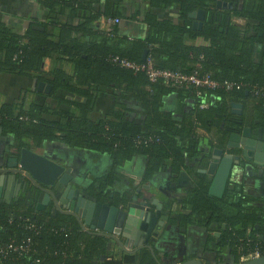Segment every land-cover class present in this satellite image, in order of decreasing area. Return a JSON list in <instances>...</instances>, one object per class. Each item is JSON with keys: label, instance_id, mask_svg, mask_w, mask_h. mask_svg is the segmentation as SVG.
Here are the masks:
<instances>
[{"label": "trees", "instance_id": "trees-1", "mask_svg": "<svg viewBox=\"0 0 264 264\" xmlns=\"http://www.w3.org/2000/svg\"><path fill=\"white\" fill-rule=\"evenodd\" d=\"M37 1L45 8L43 21L21 31L0 21V73L47 81L52 90L43 96L51 97L54 102H32L25 107L22 97L15 103H0V132L12 134L19 147L62 141L71 147L111 156L114 166L110 173L89 185L100 201L113 198L111 187L116 180L117 164L122 162L144 157V179L151 180L166 170L173 176L191 162L210 158L217 145L211 137H198L196 129L201 127L207 133L214 127L221 129L220 145L223 146L229 134L225 123L232 122L229 102L234 99L253 97L254 118L258 120L257 126L264 130V94L254 97L251 92L255 86L264 88V61H252L253 49L244 40L251 39L255 43L263 39L257 40L255 34L252 37L241 35L250 30L239 25L227 27L221 22L216 26L217 0H146L145 7L151 10L144 15L138 7L134 11L130 9L132 13L125 12L133 0ZM244 1L243 10H237L235 15L245 19L252 16L263 23L264 0H256L259 3L254 6L248 5L251 0ZM174 7L178 9L175 18L153 11ZM199 9L207 13L201 31L192 28L193 19L189 17ZM67 12L77 18V24L60 22ZM138 16L146 24L144 38L119 36L117 26L121 22L110 34L95 29L102 17L122 20ZM222 17L228 20L229 13ZM34 26L44 30L34 29ZM198 39L200 43H196ZM146 49L147 58H151L157 68L190 73L199 67L202 74L208 72L222 83L231 81L243 86L232 90L225 87L204 90L197 96L194 89L152 83L145 73H135L110 59L119 55L143 62ZM47 58L53 60V67L44 75L43 64ZM145 86L150 90H145ZM109 87L123 89L118 95L126 101L138 96L137 101L146 109V120L136 122L120 112L96 119L94 112L99 93ZM173 90L178 91L179 101L193 107L190 119L181 125L176 123L172 113L163 112L158 103L162 93ZM68 96L75 99L70 100ZM202 103H208V108L201 109ZM210 186L207 174L198 172L197 182L178 204L181 210L176 211L177 216L171 223L180 227L199 225L208 230H214L215 226L221 236L213 249L208 248L217 252L212 258L215 264H239L243 257L256 252L264 255V208L252 203L243 182H229L219 197L210 194ZM9 217L15 219L12 224ZM20 217L36 221L42 227L40 235L35 237L28 255L18 257L13 253L7 259H0V264H158L149 249L136 254H114L107 238L84 231L73 216L54 215L52 210L37 211L35 202L25 207L0 202V242L18 241L29 234L19 226ZM160 251L155 249L162 264H167L166 259L159 257ZM223 252L230 254V260Z\"/></svg>", "mask_w": 264, "mask_h": 264}, {"label": "crops", "instance_id": "crops-1", "mask_svg": "<svg viewBox=\"0 0 264 264\" xmlns=\"http://www.w3.org/2000/svg\"><path fill=\"white\" fill-rule=\"evenodd\" d=\"M132 2L131 7L127 5L125 8L127 14L132 13L130 9L134 11L135 7L142 9L143 15L151 10L145 7L147 5L146 0H137L136 2L133 0ZM44 9L37 0H0V21L21 31L31 24L43 21L46 17ZM153 11H156L160 16L175 18L178 9L174 7V10H161L159 12L154 9ZM138 17L122 19L121 23L117 26L119 28V36L144 38L147 32L146 24L141 21L142 17ZM60 22L78 23L77 18L72 14L69 16L68 12L61 16ZM98 24H100V21L97 22L95 29L99 28ZM82 39L85 40L84 38ZM189 42L191 44L195 43L194 41ZM200 42L201 40L199 39L196 41V43ZM52 63L53 60L51 58L45 60L43 64L44 75H47L52 70ZM38 84L37 77L0 73V103H15L21 100L22 97H24L22 100H24L25 107L29 106L27 103H32L33 101L36 103L51 101L52 103L53 99L51 97L46 98L43 96L48 93L38 90ZM144 89L148 91L150 87L145 86ZM121 91L123 89L109 87L105 91L100 92L97 98L94 117L96 119H101L104 116L109 118L120 112L125 113L126 117L128 115V118L136 122L145 121L147 112L137 101L139 97L134 95L130 100L126 101L125 98L118 95V93H123ZM176 92L178 91L173 90L172 93H162L158 103L163 112L172 113L173 119L181 125L184 121L190 119V111L193 107L189 103L186 104L185 102L179 101L180 99ZM68 99L74 100L75 98L68 96ZM229 103L232 113L231 120L234 118H243L245 125H252L255 131H257L258 120L254 118L255 109L253 108L252 101L250 99H234ZM228 124H230L229 121L225 125ZM1 133L2 131L0 132V153L4 151L5 146H8L4 151L5 153L14 152L18 146V140L12 134ZM222 136L221 129L219 130V128L214 127L212 132H206L200 137L204 139L211 137L214 139V143H216V140L218 141ZM30 144L32 150L43 151L47 157L56 160L67 168H71L73 179L80 181L76 185L83 186L82 188L86 192L89 189L88 185L92 184L97 178L109 174L114 166L112 157L105 153L88 148L71 147L62 141H44ZM205 161L207 163H202L199 160L191 162L189 167L181 169L173 176L169 170H166L154 175L151 180L144 179L146 168V160L144 157L138 156L131 162L117 164L116 180L111 187L113 189V198L116 199L114 203L127 208L133 202L138 203L141 200L149 199L148 206L152 207V200L156 198L163 204L165 210L172 212V216L177 215L176 211L181 210L178 204L186 197L187 191L197 182V173L208 167L209 158ZM207 177L212 184L214 175L207 174ZM233 181L243 182L245 193L252 200V203L264 208L263 166L253 165L243 159L241 164H234L231 169L227 184ZM135 196L139 197L136 201L133 199ZM170 206L173 208L171 209ZM165 224L167 226L169 223L166 222ZM88 228L91 230L90 227ZM216 232L215 226L214 230H208L199 225L190 224L186 227H180L171 223L164 234L160 238L155 237L153 241L157 244V248L161 250L159 257L164 260L166 259L165 263L167 264H179L193 257L201 258L206 264H215L216 261L212 258L217 255V252L216 250L209 251L208 248L213 249V245L219 242L220 237L214 235ZM211 236H214V239ZM107 239L108 247L114 254L120 255L124 253L117 242L110 238ZM223 255L230 260L231 257L228 252H223ZM170 257L174 259L168 260L167 258Z\"/></svg>", "mask_w": 264, "mask_h": 264}, {"label": "water", "instance_id": "water-1", "mask_svg": "<svg viewBox=\"0 0 264 264\" xmlns=\"http://www.w3.org/2000/svg\"><path fill=\"white\" fill-rule=\"evenodd\" d=\"M216 7L220 9H233V2L217 0ZM241 7V5H240ZM206 16V10L199 9L189 14L194 20L193 29L201 30ZM34 29L44 30L43 27L34 26ZM148 49L144 51L143 59L146 60ZM40 92L51 93L52 85L44 81L38 84ZM240 125L241 131L229 135L227 142L222 147H213L211 162L208 168L200 172L214 175L210 186V194L222 196L228 182L231 169L234 164H241L242 160L249 161L253 165L264 166V139L254 137L253 128L245 126L242 120L235 122ZM225 146V147H224ZM233 151L238 152L235 154ZM17 154V155H16ZM9 156L6 170L11 173V179L15 181L16 173L25 174L26 177L39 189L41 194L37 198V211H42L53 200L57 211L71 215L77 219L83 230L112 239L117 242L122 250L129 254H135L142 249H149L153 256L162 264L155 252L157 244L151 239L160 237L165 232L166 222L169 216L163 215V204L156 198L152 200V207L148 206V200L133 202L129 207L109 205L90 199L86 196L81 186H73L72 169L30 149L23 148L18 153ZM16 155V156H15ZM5 174L0 179V194ZM58 182L67 186L60 198L56 197L53 190L48 187H58ZM82 191V192H81ZM18 195V194H17ZM60 195V194H59ZM139 197L135 196L136 201ZM91 230H89V228ZM225 227V225L223 226ZM221 236L220 232L214 234ZM179 264H206L201 258L193 257ZM239 264H264V255L255 256Z\"/></svg>", "mask_w": 264, "mask_h": 264}, {"label": "flooded vegetation", "instance_id": "flooded-vegetation-1", "mask_svg": "<svg viewBox=\"0 0 264 264\" xmlns=\"http://www.w3.org/2000/svg\"><path fill=\"white\" fill-rule=\"evenodd\" d=\"M225 1H227V2H233V9H220V8H217L216 7V9H217V12L215 13V20L217 22L216 23V26H220L221 25V22L222 23H226L227 27H229L230 25H239V26H241V27H243L245 29H249L250 30V31H248V33L242 32L241 35H244V36L247 35V36L252 37L255 34L257 40L263 39V41H261V42L255 41V43H253V41L251 39L250 40L244 39V40L247 43V45H249L253 49V54L251 56L252 61H256V62L264 61V26H263L264 25V22L263 23H260L259 22V19H256V18H254L252 16H250L249 18L245 19V18H242V17H239V16H236L235 15V12L237 10H239V11L243 10L244 6L246 5V3H245L244 0H225ZM247 3H248V5L250 4V5H253L254 6L255 3L258 4L259 2H256V0H251V2L249 1ZM240 5H241V7H240ZM220 11L223 12V14H228L229 13V19L228 20H224L223 17H222L223 14H221ZM206 16H207V13H206ZM203 26H204V22H203ZM192 28H193V23H192ZM202 29H203V27H202ZM201 30H199V31H201ZM40 81H41V79L38 78V83ZM44 82L48 83L47 81H44ZM249 99L252 101V104L254 106L253 108L255 109L253 97H251ZM33 102H35V101H33ZM48 102H51V101H48ZM53 102H54V100H53ZM30 103H27V104H30ZM240 120H242L244 122L243 118H234L232 120V122H230L231 125H229V124L227 125V128L226 129H229L228 137L232 133V131L239 132V131L242 130L241 127H240V125H236V123H235V122L240 121ZM245 126H247V125H245ZM249 127L253 128L252 125L249 126ZM253 131H254V137L255 138H258V139H261V140L264 139V130H263L262 127H259L258 126L257 131H255V129L253 128ZM228 137L226 138L227 140H228ZM220 139L221 138L218 139V142L216 140L217 143H215L214 145H217L218 147H222V145H220ZM227 140H225V142H227ZM30 145L31 144H29L28 146H25V147H19V145H18L15 148L14 152H12V153H8V152L5 153L4 151L8 147V146H5L4 147V151L0 153V170H6L8 168L7 167L8 162H9V159L8 158H9L10 155H14V154L18 153L19 150H21L23 148H30V149H32ZM36 152L42 154L43 156H46V154L43 151H36ZM233 152L235 154L238 153L236 151H233ZM211 160H212V158L210 156V158H209V164H210ZM202 163H207V162L206 161H202ZM260 167H262V166H260ZM206 168H208V167H206ZM4 174H5V177H6L7 180L4 181L3 189H2L1 194H0V202H5L6 204L15 205V206L16 205H25V204H28L29 205V204H34V202H35V206L37 207V198L41 194L40 193L41 191L34 186V184L26 177V175L25 174L16 173V178H15L16 180L13 181L14 179L13 180H10L12 174L11 173H8L7 171L0 172V179H1L2 175H4ZM72 182H73V186L75 188H77L78 186H80V185H76V183H79L80 182L79 180L73 179ZM66 187L67 186H65V185L61 184L60 182H58V187H48V188L51 189V190H53L55 192L57 198H60L61 195H62V193L65 192ZM82 187L83 186H81V189L84 190V188H82ZM88 187H89L88 192H86L84 190L83 193H85L86 196L88 198H90V199H97L98 201H100L97 198L96 195H93L92 194L89 185H88ZM106 200H107V202L106 201L105 202L104 201H101V202L107 203L109 205H116V204H114V201H116L115 198L106 199ZM133 204L135 205V203H133ZM117 206H120V205H117ZM172 208L173 207H171V209ZM45 210H52V213L54 215H57L59 213L57 211L58 209L56 208V206L53 203V200H51L50 203L42 211H45ZM162 214L169 216V220H168V223L169 224H171V219L172 218H175L177 216V215L172 216V212L165 210L164 207H163ZM169 224L165 227V230L167 229V227L169 226ZM151 240L153 242V239H151ZM155 246L157 248V245H155ZM124 253L125 254H129V253H126V252H124ZM167 259L168 260H172L174 258L173 257H170V258H167Z\"/></svg>", "mask_w": 264, "mask_h": 264}, {"label": "built area", "instance_id": "built-area-1", "mask_svg": "<svg viewBox=\"0 0 264 264\" xmlns=\"http://www.w3.org/2000/svg\"><path fill=\"white\" fill-rule=\"evenodd\" d=\"M121 22L120 18H106L102 17L100 19V24L98 27L101 32H106L110 34L113 28ZM102 23V25H101ZM111 61L123 68L130 69L135 73L143 72L145 73L152 83L161 82L167 87L178 88V89H194L197 96H201L204 90H216L225 87L227 90H232L235 88L241 89L242 84H237L231 81H224L223 83L213 79L211 74L205 72L202 74L199 67L190 73H185L180 70L171 69H160L155 67V64L151 58H147L143 62H136L119 55L111 56ZM252 94L254 97L264 94V88L255 86L252 89ZM208 103L200 104L201 109L208 108ZM206 133L201 127H197L196 135L198 137ZM22 224H19L26 232L29 234L23 236L20 240H12L7 244L0 242V259H7L11 254L15 253L18 257L26 256L29 254L35 237L40 235L42 227L36 222L29 218H19ZM15 221L14 217H9V222L12 224ZM258 252L252 253L249 256H259ZM247 256V257H249ZM243 257L242 259H244ZM249 259V258H248Z\"/></svg>", "mask_w": 264, "mask_h": 264}, {"label": "rangeland", "instance_id": "rangeland-1", "mask_svg": "<svg viewBox=\"0 0 264 264\" xmlns=\"http://www.w3.org/2000/svg\"><path fill=\"white\" fill-rule=\"evenodd\" d=\"M172 10H174V8H172ZM172 12H174V11H172ZM248 258H253V256L245 257L244 259H241V261H242V260L245 261V260H247Z\"/></svg>", "mask_w": 264, "mask_h": 264}]
</instances>
